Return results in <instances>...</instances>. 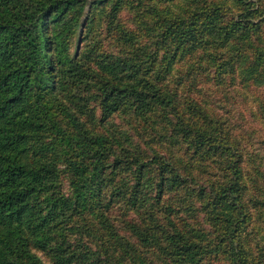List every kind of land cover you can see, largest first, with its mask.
<instances>
[{
  "label": "trees",
  "instance_id": "obj_1",
  "mask_svg": "<svg viewBox=\"0 0 264 264\" xmlns=\"http://www.w3.org/2000/svg\"><path fill=\"white\" fill-rule=\"evenodd\" d=\"M46 258L264 264V0H0V264Z\"/></svg>",
  "mask_w": 264,
  "mask_h": 264
},
{
  "label": "rangeland",
  "instance_id": "obj_2",
  "mask_svg": "<svg viewBox=\"0 0 264 264\" xmlns=\"http://www.w3.org/2000/svg\"><path fill=\"white\" fill-rule=\"evenodd\" d=\"M117 122H120L119 119L116 120ZM46 263L50 264L49 260L46 258Z\"/></svg>",
  "mask_w": 264,
  "mask_h": 264
}]
</instances>
